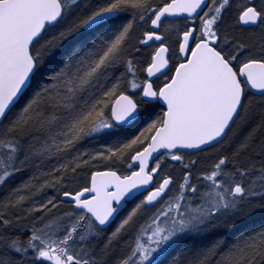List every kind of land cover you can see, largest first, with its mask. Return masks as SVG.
I'll list each match as a JSON object with an SVG mask.
<instances>
[{
    "label": "snow or ice",
    "instance_id": "snow-or-ice-1",
    "mask_svg": "<svg viewBox=\"0 0 264 264\" xmlns=\"http://www.w3.org/2000/svg\"><path fill=\"white\" fill-rule=\"evenodd\" d=\"M0 264H264V0H0Z\"/></svg>",
    "mask_w": 264,
    "mask_h": 264
},
{
    "label": "rangeland",
    "instance_id": "rangeland-1",
    "mask_svg": "<svg viewBox=\"0 0 264 264\" xmlns=\"http://www.w3.org/2000/svg\"><path fill=\"white\" fill-rule=\"evenodd\" d=\"M94 146H99V145H94Z\"/></svg>",
    "mask_w": 264,
    "mask_h": 264
}]
</instances>
